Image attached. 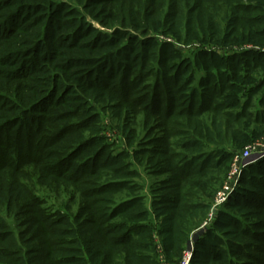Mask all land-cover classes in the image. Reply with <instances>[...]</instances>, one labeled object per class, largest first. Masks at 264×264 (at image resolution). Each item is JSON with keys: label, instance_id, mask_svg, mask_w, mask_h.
Masks as SVG:
<instances>
[{"label": "trees", "instance_id": "obj_1", "mask_svg": "<svg viewBox=\"0 0 264 264\" xmlns=\"http://www.w3.org/2000/svg\"><path fill=\"white\" fill-rule=\"evenodd\" d=\"M157 34L201 47L189 57ZM263 47L264 0H0V242L13 250L0 247V264H156L155 238L177 264L233 146L264 135V94L253 101L264 88ZM106 113L136 165L165 176L148 204L116 198L131 157L112 154L98 135ZM83 153L88 177H75L76 192L93 187L96 213H54L26 186L12 192L27 203L10 212L9 171L54 177ZM98 166L104 183L90 180ZM43 225L54 230L35 235ZM27 234L34 249L19 245ZM46 234L59 238L56 257L36 249L50 244ZM189 264H264V158L242 170L212 225L196 233Z\"/></svg>", "mask_w": 264, "mask_h": 264}, {"label": "rangeland", "instance_id": "obj_2", "mask_svg": "<svg viewBox=\"0 0 264 264\" xmlns=\"http://www.w3.org/2000/svg\"><path fill=\"white\" fill-rule=\"evenodd\" d=\"M155 37L160 42H164V41L170 42L173 47H175L177 50L181 51L184 55H187L189 57L192 55L193 52L199 50V48L201 47L197 43H191L188 46H184L181 44L178 45L177 43L173 42L174 38H172L171 36L166 37V36L157 34V35H155ZM239 46H240V47H238L239 49H251L252 45L243 44V45H239ZM231 49L232 48H229L226 51L225 50H222V51L218 50V52L220 54H226V53L230 52ZM260 49H261L262 53H264V47L260 48ZM262 64H263V62H262ZM253 75H254L255 79L258 78L257 74L253 73ZM25 81H27V80H25ZM34 85L40 87L39 83L34 82L33 86ZM263 94H264V88L260 92L257 93V95L253 98V101H257L259 96H261ZM14 113L15 112H11V114H14ZM5 114L9 115V112H5ZM38 115L40 117H46V119H48V117L50 116V115H46V113H44V112H40ZM97 125L100 128V133L98 135L101 136L103 138V140L105 141V144L111 148L112 154L119 155L121 152L122 153L124 152V153H128L131 157V158H129V160L127 159L124 161L125 162L124 164L128 165V167H129L128 168V171H129L128 174L125 175L126 177H124L123 180H121V181H126L125 182L126 188H124L121 193L117 194L116 198L129 200L130 198L133 199V198L142 196V197H145V199H146L145 203L148 204L149 199L153 196V193H151L152 186L154 187L155 183L164 179L165 176L157 174V172H155L154 169H150V168L145 169V168H142V167L136 165L135 159L133 157V154H134L133 149L134 148H132V149L126 148V144H125L126 142H125L124 138L118 132V130L116 128L117 124L111 118L109 113L101 114L100 118H99V122L97 123ZM141 126L142 125L140 124V120H139V122L137 121V130H138L139 135L142 134L140 132ZM14 131H15L14 129L11 130V136H12V134H14ZM6 133H7V135L9 134L8 132H6ZM12 137L8 141V143H10V144H13L14 135ZM262 139H264V135L260 138H257L252 143L247 142L245 145H237V146L235 145V146H233V150L235 151L236 154H240L247 147H249L250 145H252L254 143L261 141ZM10 148H12V147H10ZM87 155H88L87 153H83L81 155H78L73 161H71L72 166H69V168H64L62 164L59 165L58 167L55 166L56 168H54L52 170L53 174L55 175L54 177H51V176L46 175V174L44 176H41L39 174L40 171L36 170L38 172L37 173L31 167L23 168V173H19L18 176H15L16 170L9 171V173H11L12 176H10V180L7 181L9 183V185L7 184V188H6L7 191H4V193L7 194V198L13 194L12 201L14 202V207H12V210L10 212L12 213V211L14 210L15 212L18 213L20 211L21 207L27 203V202H24L21 194H19L17 196V193L12 192L14 190L17 191L20 188L26 186V188H28L29 190H32V192L35 193V195H38L39 197L44 199V201H46V203L43 204L44 206L42 205L43 208L45 207V208L53 211L54 213L57 211H60V212L62 211L64 213V211H66L67 214L71 216V218H73L74 216H78L79 214L84 215V217L87 218L88 214L96 213V211L99 207V204H96V202H94L98 198H96L95 196L92 195L93 190H91V189H93V187L85 186V187H88V189L90 188L89 192H91V193H87V194L83 193L82 196L78 195L76 192L77 191L76 185L80 181L76 180L75 177H79V176H85L86 177L87 176L86 175L87 173L84 171V169H81V168H79L80 166H78V165H81L83 158L87 157ZM233 156H232V159L230 161V164H229V167H228V170H227L225 176L223 177L222 180H219V183H217L214 187V191L212 193V195H213L212 200L210 201V209L206 215V218L201 223L200 227L188 236L187 241H186V246H185L184 252L182 254V258L180 259V261L177 264H180L182 262L181 260L184 258V256H188L189 253L192 256V254H193V242H194V239L196 237V233L198 231L202 232L205 229L209 228L212 225L213 221L215 220L218 212L223 208L224 204L227 202L228 198L224 203H222L220 205L217 204V201H219L218 198L221 195L220 193L223 191L224 187L228 184L227 186H229V189H231L232 185H233L232 183H234V180L231 183L228 182V179H229L228 177H229V173H230V167H231V164L233 161ZM66 169H69V171L66 172ZM80 169L83 171V174H82V171ZM105 169H102L101 166H98V168L95 169V172H96L95 175L96 176L98 175V177H100V180H99V178H95L96 176L90 177V180L94 181V183H98V181L100 183L106 182L107 178L105 176L106 175ZM78 170H80V171H78ZM133 173L134 174L136 173V174L134 175ZM66 176L71 177V178L65 179ZM240 179H241V174L238 177V181L235 183V189L233 192H235V190L239 186ZM156 185H157V183H156ZM78 187H79V185H78ZM6 200L7 199H5V203H6ZM19 206H21V207H19ZM24 210H22V211H24ZM28 211L29 210H27V209L25 210L24 218L25 219L29 218L28 219L29 221H35L34 215L31 216L30 213H28ZM97 215H99V213H97ZM53 221L54 220L51 219L46 224L49 225V223H51ZM82 222H83V219L79 223H82ZM47 225L41 226L42 228L40 230H38V232H35V235H37V234L42 235L45 232L51 233L52 229L54 230V227L53 228H51L49 226L47 227ZM57 227H60V226H57ZM87 229H91V228L89 227ZM21 230L26 231L27 226H21ZM0 232H2V230H0ZM2 237L3 236H0V239H2ZM46 237H48L50 244H47L45 241H43L40 245H38V248H36V249L39 250V252H41V253L47 252V253H50V255H52L53 257L54 256L56 257L58 255V253L55 252L56 251L55 249L61 247V245H55V241L56 240L58 241L59 238L58 237L52 238V236H50V234H49V236L46 234ZM31 238L33 239V236H29L28 234L26 237L24 235H22L21 236V242L18 239V242H20L19 245L22 246L21 248H23V249L25 248L27 250L28 249H34V248H31L34 245V243H28L27 242V240L29 241V239L31 240ZM155 242H156V247H157V263L156 264H167L164 261V257L161 253V249H160L159 245L157 244L156 238H155ZM1 243L2 242H0V245H1L0 247H2L5 251L6 250L8 252L13 251L8 246H6L5 243H2V244ZM34 255H36V254H34ZM14 264H16V262ZM31 264H38V262L35 261L34 263H31ZM40 264H51V263L48 261H42V262L40 261Z\"/></svg>", "mask_w": 264, "mask_h": 264}, {"label": "built area", "instance_id": "obj_3", "mask_svg": "<svg viewBox=\"0 0 264 264\" xmlns=\"http://www.w3.org/2000/svg\"><path fill=\"white\" fill-rule=\"evenodd\" d=\"M264 158V139L261 141L254 143L247 147L243 152L240 154H234L233 161L230 167V173H229V179L228 182L231 183L234 180V183H232V188L229 189V186H225L223 191L220 193V197L218 198L219 201H217V204L220 205L224 203L227 198L231 195V193L235 189V183L238 181V177L242 173V170L263 159ZM191 258V254L189 253L188 256H184V258L181 260L182 262L180 264H189Z\"/></svg>", "mask_w": 264, "mask_h": 264}]
</instances>
